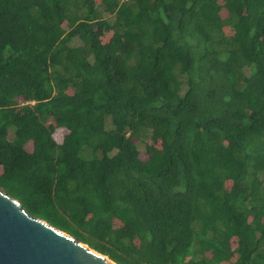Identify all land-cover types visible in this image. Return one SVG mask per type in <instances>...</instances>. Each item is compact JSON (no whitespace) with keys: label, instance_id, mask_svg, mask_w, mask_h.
<instances>
[{"label":"trees","instance_id":"16d2710c","mask_svg":"<svg viewBox=\"0 0 264 264\" xmlns=\"http://www.w3.org/2000/svg\"><path fill=\"white\" fill-rule=\"evenodd\" d=\"M0 189L117 264H264V0H0Z\"/></svg>","mask_w":264,"mask_h":264},{"label":"water","instance_id":"95a60500","mask_svg":"<svg viewBox=\"0 0 264 264\" xmlns=\"http://www.w3.org/2000/svg\"><path fill=\"white\" fill-rule=\"evenodd\" d=\"M0 264H117L0 189Z\"/></svg>","mask_w":264,"mask_h":264}]
</instances>
